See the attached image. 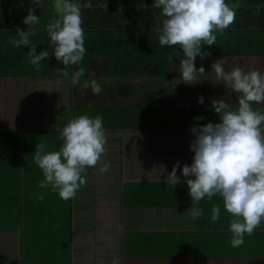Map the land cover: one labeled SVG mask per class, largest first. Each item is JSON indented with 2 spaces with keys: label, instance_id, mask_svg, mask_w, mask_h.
Instances as JSON below:
<instances>
[{
  "label": "crops",
  "instance_id": "1",
  "mask_svg": "<svg viewBox=\"0 0 264 264\" xmlns=\"http://www.w3.org/2000/svg\"><path fill=\"white\" fill-rule=\"evenodd\" d=\"M91 2L92 9H82L85 57L67 69L71 74L83 67L86 74L73 86L60 76L64 66L54 56L41 61L37 72L28 47L9 43L19 38L17 28L27 30L22 21L31 7L40 23L30 39L38 53H52L46 31L55 15L51 0L41 8L32 0H0V264H110L114 256L119 264H264V225L233 248L231 217L219 196L196 205L204 211L199 219L190 220L187 212L192 201L181 170L194 155L189 129L194 123L219 122L212 100L235 107L236 95L208 79L180 82L183 53L159 45L150 7L154 0ZM105 2L107 10L99 6ZM239 3L235 24L217 33V44L202 46L211 55L195 59L205 78L219 59L226 71L240 67L264 73V0ZM141 4L149 7L140 10ZM92 80L101 85L100 95L84 89L83 82ZM201 96L204 104L197 102ZM254 107L264 112V104ZM82 114L103 117L107 152L102 159L111 167L104 174L99 165L88 168L85 185L64 201L38 187L44 176L33 162L34 150L41 142L48 151L58 150V129ZM200 116L204 119L194 121ZM177 161L182 183L166 184L160 166L171 172ZM217 203L220 219L212 222ZM1 245L7 259L1 257Z\"/></svg>",
  "mask_w": 264,
  "mask_h": 264
},
{
  "label": "clouds",
  "instance_id": "2",
  "mask_svg": "<svg viewBox=\"0 0 264 264\" xmlns=\"http://www.w3.org/2000/svg\"><path fill=\"white\" fill-rule=\"evenodd\" d=\"M39 8L44 0H32ZM54 17L49 21L46 31L52 53L37 52V44L30 37L35 35V27L40 18L33 8L28 9L22 23L27 30L17 28L18 39L9 43L15 48L28 47L27 55L34 69L41 70V61L55 57L64 67L59 74L70 78L73 86L81 83L86 70L79 67L70 72V66H78L86 54L85 32L82 27V9H92L91 0H51ZM107 10V3L99 5ZM149 6L140 5V10ZM155 21L161 47H179L183 56L179 59L178 72L181 81L187 85L201 83L208 79L215 85H222L236 95L237 105L231 107L222 99H213L210 108L218 115L219 122L204 125L194 123L190 127L193 139L189 144L194 154L192 163L182 166L181 175L188 187L192 207L188 208L190 220L203 216L202 208L197 207L202 200L219 196L224 210L230 215L228 229L231 233L230 246L240 247L245 235L251 236L264 225V112L256 110L255 105L264 104V73L259 70L244 71L235 67L230 71L224 68L223 59L211 64L212 75L205 78V68L195 66L196 57L204 59L211 52L202 51V46L217 44V33L235 24L239 0H154L150 6ZM174 56L169 59L175 63ZM84 89H91L93 95H100L101 85L95 81H84ZM204 104V97H198ZM204 117H195L194 121ZM57 139L61 141L58 150L48 151L46 143H38L34 150L33 162L44 176L38 187L57 193L64 201L75 198L79 189L85 185L87 169L96 168L101 174L110 170V163L102 157L106 155L107 136L103 117H90L82 114L67 121L58 129ZM180 161L171 172L160 166L166 184L173 186L182 183L177 175ZM43 194L36 199L44 200ZM221 205L211 208V221L220 219ZM55 227H59L57 224ZM120 257L114 256L110 264H119Z\"/></svg>",
  "mask_w": 264,
  "mask_h": 264
},
{
  "label": "rangeland",
  "instance_id": "3",
  "mask_svg": "<svg viewBox=\"0 0 264 264\" xmlns=\"http://www.w3.org/2000/svg\"><path fill=\"white\" fill-rule=\"evenodd\" d=\"M17 255H18V250L15 248L13 252V261L15 260V263H16ZM1 257L2 259H7L8 257H10L9 253L6 252L4 249V245H1ZM1 264H3V260H1Z\"/></svg>",
  "mask_w": 264,
  "mask_h": 264
},
{
  "label": "trees",
  "instance_id": "4",
  "mask_svg": "<svg viewBox=\"0 0 264 264\" xmlns=\"http://www.w3.org/2000/svg\"><path fill=\"white\" fill-rule=\"evenodd\" d=\"M102 226V225H101ZM106 226H110V225H106ZM104 228V226H102L101 227V230ZM94 233L96 234L97 233V235H96V239L98 238V236H100V231H99V227L98 228H96L95 229V231H94ZM102 246H103V244H102ZM101 250H104L103 248H101ZM102 258H103V255H102Z\"/></svg>",
  "mask_w": 264,
  "mask_h": 264
}]
</instances>
